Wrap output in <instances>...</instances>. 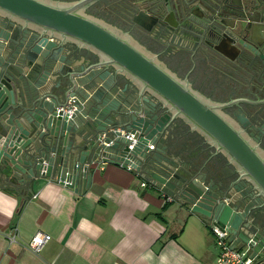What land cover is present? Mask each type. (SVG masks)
<instances>
[{"label":"water","instance_id":"95a60500","mask_svg":"<svg viewBox=\"0 0 264 264\" xmlns=\"http://www.w3.org/2000/svg\"><path fill=\"white\" fill-rule=\"evenodd\" d=\"M98 1L0 0L1 172L28 181L34 176H51L56 166V180L74 187L88 154L85 151H92L91 162L102 155L125 168L130 165L175 197L180 211L197 213L207 224L226 229L232 247L245 248L264 264L262 205H247L237 190L232 191L234 180L214 168L177 163L174 154L178 156L179 151L163 138L172 119L182 118L212 143L215 151L209 158L223 153L240 177L254 185L256 195L264 197V149L238 124L245 125L241 109L232 116L223 110L237 103L261 105L264 98L215 103L200 95L128 32L86 12ZM182 2V15L193 7L201 11V15L192 13L187 18L192 31L189 39L201 31L222 54L218 46L223 42L231 48H236L237 42L250 49L256 55L252 68L262 71L255 92H264V54L261 43L251 38L254 25L264 24V0ZM233 5L258 11L259 19L247 25L241 21L227 24L225 13ZM239 16L244 19L248 14ZM161 17L159 21L177 37L178 21ZM155 19L142 9L132 16L133 23L147 30ZM246 36L254 43L247 45ZM66 41L87 49L95 59L83 55L82 62L72 65L79 58L65 47ZM123 79L135 85L124 83L121 87ZM152 97L163 102L168 111L158 115ZM162 161L167 164L166 171L153 167L152 163ZM67 170L70 178H66Z\"/></svg>","mask_w":264,"mask_h":264},{"label":"crops","instance_id":"0c3cea01","mask_svg":"<svg viewBox=\"0 0 264 264\" xmlns=\"http://www.w3.org/2000/svg\"><path fill=\"white\" fill-rule=\"evenodd\" d=\"M153 5H157L160 16L166 18L171 13L172 22H176L164 0ZM230 9L242 16L248 14L244 19L237 18L244 25L259 19L258 11L238 5L227 7V12ZM0 17L3 19V15ZM229 20L226 16L225 22ZM254 26L251 38L260 41L264 24L257 22ZM74 46L70 49L65 45L79 58L72 65L91 53ZM124 83L130 82L123 79L120 86ZM179 140L174 146L179 151L178 156L174 154L177 163L193 162L200 167L208 155L206 146L186 138ZM85 154L78 170L79 183L74 187L56 180V166L51 176H34L28 181L13 179L0 170V264H215L219 250L201 215L180 211L175 197L173 201L164 200L163 195L168 194L161 185L152 184V179L136 169L104 160L102 155L91 162L93 152ZM193 155L199 157L198 161L194 162ZM152 165L166 171L163 161ZM70 176L67 170L66 178ZM13 228L16 242L10 244L6 235ZM39 231L50 234L51 239L34 253L25 243ZM254 264L260 263L254 260Z\"/></svg>","mask_w":264,"mask_h":264},{"label":"flooded vegetation","instance_id":"af4514ba","mask_svg":"<svg viewBox=\"0 0 264 264\" xmlns=\"http://www.w3.org/2000/svg\"><path fill=\"white\" fill-rule=\"evenodd\" d=\"M155 1L160 2L161 0H103L104 4H101V10L98 9V6H100L98 4L100 1H98L87 7L86 12L97 17L100 16L96 13H102L106 22L117 26L124 32H128L137 42L174 72L177 78L183 82H188L191 89L215 103H225L236 98H249L251 100L264 98V92H255V84L258 82V77L261 78L260 73L262 71H256L252 68V61L256 59L254 52L237 42L236 48H229V46L223 44L226 42H223L218 48L220 47L224 55L213 47L210 36L205 35L202 37L200 35L201 31H197L195 41L189 39L192 31L188 29L191 24L187 18L190 19L192 13L201 15V11L193 7L190 9V13L182 15V10H184L182 0H164L166 10L173 12L176 22L178 21L177 24H180L178 36L176 37L172 28H169L165 22L159 21L162 17L158 12L159 10L157 11L155 5H153L156 4ZM92 6L95 9L89 12L88 9ZM141 9L156 18L152 27L148 30L132 22L134 13ZM230 11L231 9L225 15L233 21L229 20L226 23L238 24L240 22L237 19L239 17L238 11ZM166 18L169 22H172L171 13ZM246 38L244 41L247 42V45H250L251 42L254 43L248 36ZM259 42L261 43L260 50L264 54V38ZM73 44L76 45L71 41L65 42V45L70 49H75L71 48L72 46L75 47ZM84 55L90 59H95V55L92 53ZM152 99L156 103V113L158 115L160 112L165 113L168 111L163 102L156 97H152ZM237 109H241L246 117L245 125L240 122L238 124L264 149V104L237 103L223 110L232 116ZM259 114H262V117L259 118ZM182 138L206 146L208 155L201 164L203 169L214 168L218 173L220 171L222 175L230 176L234 180L232 191L237 190L236 193L243 196V200L247 202V205L255 202L259 203V205H262L261 212H264V197L262 194L256 195L254 185L240 177L233 163L229 162L223 153L219 152L209 158L215 151L211 145L212 143L206 142L205 137L198 131L192 130L190 125L182 118L175 117L165 132V139L167 143H172L175 146L179 145V139ZM192 159L195 162L198 161L199 157L193 155ZM221 162L223 163L221 164Z\"/></svg>","mask_w":264,"mask_h":264},{"label":"built area","instance_id":"2783aa9c","mask_svg":"<svg viewBox=\"0 0 264 264\" xmlns=\"http://www.w3.org/2000/svg\"><path fill=\"white\" fill-rule=\"evenodd\" d=\"M132 139L133 134L128 136ZM131 147V146H130ZM152 147V146H150ZM128 169H132L130 165H127ZM45 172V169H41V174ZM66 184L65 181H63ZM142 185H145L142 182ZM164 200L173 201L174 198L171 195H163ZM215 237V242L219 250L215 264H254V258L247 252V250L241 248L232 247L229 241V234L226 229H222L217 225L209 224L208 226ZM16 230L13 228L11 233L6 235L7 241L11 244L16 242ZM51 239L50 234L45 232H36L25 244L26 248L30 249L34 253L40 252L41 248Z\"/></svg>","mask_w":264,"mask_h":264},{"label":"trees","instance_id":"16d2710c","mask_svg":"<svg viewBox=\"0 0 264 264\" xmlns=\"http://www.w3.org/2000/svg\"><path fill=\"white\" fill-rule=\"evenodd\" d=\"M102 2H103V0L100 1V2L98 3V4L100 5V6H98L99 8L97 7L99 10H101V4H104V2H103V3H102ZM102 6H103V5H102ZM97 8H96V9H97ZM92 9H95V7H93V6L90 7V8L88 9V11H89V12H90V11L92 12ZM99 12H100V11H99ZM96 15H98V16H100V17H103L102 13H96Z\"/></svg>","mask_w":264,"mask_h":264},{"label":"rangeland","instance_id":"374dc122","mask_svg":"<svg viewBox=\"0 0 264 264\" xmlns=\"http://www.w3.org/2000/svg\"><path fill=\"white\" fill-rule=\"evenodd\" d=\"M99 18L104 19L103 17H99Z\"/></svg>","mask_w":264,"mask_h":264}]
</instances>
